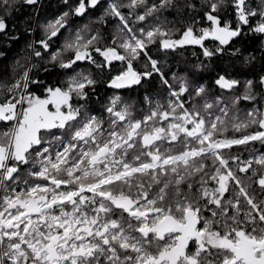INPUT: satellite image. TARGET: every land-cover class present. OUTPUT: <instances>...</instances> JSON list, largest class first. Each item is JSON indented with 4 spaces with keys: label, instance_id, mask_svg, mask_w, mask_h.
Here are the masks:
<instances>
[{
    "label": "snow or ice",
    "instance_id": "6c2138e0",
    "mask_svg": "<svg viewBox=\"0 0 264 264\" xmlns=\"http://www.w3.org/2000/svg\"><path fill=\"white\" fill-rule=\"evenodd\" d=\"M15 2L0 0V9L10 15ZM100 3L78 0L48 21L45 38L35 43L48 52L70 14L83 16ZM175 6V0H111L96 21H118L107 43L99 30L86 38V25L50 53V63L73 70L64 86L30 91L43 83L32 78L30 65L7 87L0 101V264H264V153L243 161L224 155L250 142L264 145V76L242 83L218 75L215 86L229 95H212L188 75L173 72L170 82L150 54L152 46L194 45L212 58L243 35L244 26L264 35V0L257 7L248 0H204L203 16L183 31L166 27V20L148 29L130 25L133 15L137 23L159 21ZM186 6L197 11L193 3ZM229 6L234 21L220 14ZM201 20L207 26L197 27ZM7 28L0 15V33ZM28 47L42 57L34 44ZM65 52L71 58L65 60ZM141 60L138 71L134 64ZM82 61L109 71L120 62L107 84L114 89L158 77L166 103L145 94L148 107L136 118L135 105L116 95L104 106L105 121L87 107L98 81L91 72L74 71ZM241 102L254 105L243 119ZM230 129L241 135H225Z\"/></svg>",
    "mask_w": 264,
    "mask_h": 264
},
{
    "label": "trees",
    "instance_id": "16d2710c",
    "mask_svg": "<svg viewBox=\"0 0 264 264\" xmlns=\"http://www.w3.org/2000/svg\"><path fill=\"white\" fill-rule=\"evenodd\" d=\"M109 2L111 0H101L99 6L88 8L83 16L70 14L67 18V27L61 29L60 34L52 39L48 52H45L39 44L35 43L45 38L43 26L48 21L56 19L63 12L69 11L70 6L75 7L78 0H69L67 5L64 0H39L37 5H27L24 0H16L10 15H6L0 9V15L5 16L8 24L6 31L0 33V85L4 86L0 88V101L6 98L8 94L7 87L19 78L24 68L30 65H35L31 72L32 78L43 82L39 85H31L30 91L41 95L46 86H64V81L69 75L73 74V70L61 69L58 64L50 63V53L60 49L67 38L74 36L77 30L85 29L86 25L87 29L84 32L86 38L99 30L104 37V43H107L118 21L106 18V25L96 21ZM118 2L128 3L129 0H118ZM153 2L158 3V0H149V3ZM188 3L195 4L197 11L189 10L186 6ZM259 3L260 0H248L249 7H257ZM203 4L204 0H175L176 6L164 11L160 15L159 21L149 17L144 22L137 23L133 15L132 19H130V25L134 29L140 27L148 29L166 20V27H175L183 31L188 24L203 16V12L206 10ZM122 11L127 16L130 9L124 8ZM141 12H143V9L135 10L136 14ZM220 14L224 19L235 20L234 9L231 6L222 10ZM258 19L259 17L252 21L253 25ZM207 23L201 20V23L196 26H207ZM243 32L244 34L235 38L222 54H217L212 58H205L202 55V49L194 45L178 48L175 51H160L157 46H152L150 54L154 59L160 61V66L169 76L170 82H173L171 80L173 72L177 75H188L197 82L206 84L212 90V95L228 96L229 93L222 91L214 84V80L218 75L238 79L242 83L246 80L258 81L260 76H264V35L253 33L247 26H244ZM177 36H179V33H176ZM29 44H34L36 49L42 52V57H35L32 50L28 47ZM205 46L209 49H214L216 43L205 41ZM236 49H239V52L233 55L232 53ZM93 55L98 62L101 61L102 58L99 55L95 53ZM71 56V52L63 54L65 60L71 58ZM143 64L144 61L141 60L135 62L134 66L138 71H143ZM196 65H200L198 70L195 67ZM121 67L120 62H114L110 71L108 69L100 70L84 61L78 62L74 66V71L91 72L98 81L95 93L89 90L91 98L87 107L91 113L103 117L107 121L108 114L104 111V106L107 105L110 97L116 95H119L122 101L135 105L134 116L136 118L140 116V109L146 110L148 107L143 99L145 94L152 96L154 102L158 100L160 103H166L165 91L159 87L158 77H153L151 81L145 80L142 85H134L130 88L114 89L108 87L109 78L115 75ZM45 69H48V71H45ZM239 91H243V89L241 88ZM74 103L83 102L74 101ZM253 106L249 102H241L237 106L240 110L238 113L239 117L243 119L247 111L251 110ZM0 130L4 129L0 128ZM255 130L256 128L253 126L247 131L252 132ZM225 135L239 137L241 133L230 129ZM260 153H264V145L258 141L250 142L248 145L235 146L231 150H224L226 158L239 156L241 161ZM230 164L233 168L236 167V163H232L231 160ZM17 190L19 191V189Z\"/></svg>",
    "mask_w": 264,
    "mask_h": 264
},
{
    "label": "rangeland",
    "instance_id": "374dc122",
    "mask_svg": "<svg viewBox=\"0 0 264 264\" xmlns=\"http://www.w3.org/2000/svg\"><path fill=\"white\" fill-rule=\"evenodd\" d=\"M175 38H178V36H177V37H175Z\"/></svg>",
    "mask_w": 264,
    "mask_h": 264
}]
</instances>
